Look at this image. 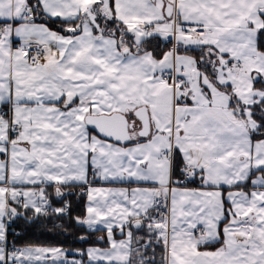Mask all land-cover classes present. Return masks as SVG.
<instances>
[{
  "label": "snow or ice",
  "instance_id": "snow-or-ice-1",
  "mask_svg": "<svg viewBox=\"0 0 264 264\" xmlns=\"http://www.w3.org/2000/svg\"><path fill=\"white\" fill-rule=\"evenodd\" d=\"M0 264H264V0H0Z\"/></svg>",
  "mask_w": 264,
  "mask_h": 264
},
{
  "label": "trees",
  "instance_id": "trees-1",
  "mask_svg": "<svg viewBox=\"0 0 264 264\" xmlns=\"http://www.w3.org/2000/svg\"><path fill=\"white\" fill-rule=\"evenodd\" d=\"M49 238H51V237H49ZM74 247H78L79 245H73Z\"/></svg>",
  "mask_w": 264,
  "mask_h": 264
}]
</instances>
